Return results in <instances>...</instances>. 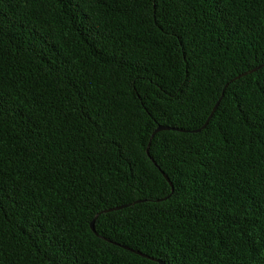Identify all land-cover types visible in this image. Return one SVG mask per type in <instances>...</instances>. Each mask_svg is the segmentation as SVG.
Masks as SVG:
<instances>
[{"label":"trees","instance_id":"trees-1","mask_svg":"<svg viewBox=\"0 0 264 264\" xmlns=\"http://www.w3.org/2000/svg\"><path fill=\"white\" fill-rule=\"evenodd\" d=\"M118 244L264 264V0H0V264Z\"/></svg>","mask_w":264,"mask_h":264},{"label":"water","instance_id":"water-1","mask_svg":"<svg viewBox=\"0 0 264 264\" xmlns=\"http://www.w3.org/2000/svg\"><path fill=\"white\" fill-rule=\"evenodd\" d=\"M221 96H222V95H220V97L216 100L215 104H214L213 107H212V111L210 112V114L208 115V117L206 118V120L204 121V123H203L200 127H197V128H194V129L189 130L190 132H197V131H199L201 128H203V127L206 125V123L208 122L209 118L211 117V115H212L214 109L216 108V106H217V104H218V102H219ZM160 130H184V129L177 128V127H174V126H169V125L157 124L156 127L153 129V131H152V133H151V136H152L153 134H155L156 132L160 131ZM160 172L162 173L163 177L165 178V180H166V181L168 182V184L170 185V193H171V192L173 191V185H172V183L170 182L168 176H167L162 170H160ZM170 193H169V194H170ZM169 194H168L167 196L163 197V198H167V197L169 196ZM138 201H140V200H138ZM127 205H128V204H121V205L113 206V207H109V208H106V209H103V210L97 212V213L95 214V216L92 218V220L90 221V223H89L90 229H91V230L94 229V220H95V217L97 216L98 213H100V212H107V211L116 210V209H119V208H123V207H125V206H127ZM118 245H120L121 247H123V248H125V249L131 250V251H134L135 253H137V254H139V255H141V256H143V257H147V258H149V259L156 260V261H157L158 263H160V264H165L162 260H160V259H155V258H153V257H151V256H149V255H146V254H144V253H142V252H140V251H138V250H134V249L129 248V247H127V246H125V245H122V244H118Z\"/></svg>","mask_w":264,"mask_h":264}]
</instances>
